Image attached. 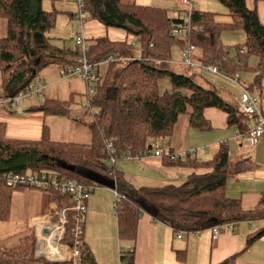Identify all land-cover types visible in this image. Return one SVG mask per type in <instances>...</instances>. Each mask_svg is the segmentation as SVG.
<instances>
[{
    "label": "trees",
    "instance_id": "16d2710c",
    "mask_svg": "<svg viewBox=\"0 0 264 264\" xmlns=\"http://www.w3.org/2000/svg\"><path fill=\"white\" fill-rule=\"evenodd\" d=\"M227 9L230 20L217 22L215 13L192 8L189 12L191 29L180 38L171 34V28L180 18L170 17L167 9L155 5H139L134 1L82 0L85 17L106 27L124 31L139 43L114 41L106 36L89 43L86 57L90 61L107 63L106 71L90 96L96 110L91 124L88 144L52 141L44 126L37 141L7 139L4 124L0 122V222L9 219L12 193L22 186H9L4 176L9 173L26 174L47 172L63 175L83 183L100 187L84 176L86 171L100 173L115 181L118 238L133 241L137 222L146 213L154 221L172 228L174 232H196L223 223H235L254 218L258 209L244 210L240 200L225 195L230 176L229 153L221 145L211 159L205 161L172 160L163 155L166 164L188 165L203 169L190 173L180 185L135 188L115 167L109 164L110 156L116 160L124 154L145 156L153 149L152 141L172 133L179 114L189 115L191 126L205 129L203 109L215 107L227 114L228 124L245 134L248 115L237 106L225 102L212 88H205L192 77L173 71L170 66L172 46L182 51L191 44L199 52L201 66L215 65L228 76L247 68L250 54L257 58L256 82L264 76V25L255 8H248L246 0H217ZM258 1V0H253ZM6 20V35L0 38L1 98L25 93L39 71L58 64L63 70L74 66L79 49L58 47L47 35L54 26L55 14L42 8V0H0V19ZM242 30L245 41L235 44V55L230 56L229 46L219 43L222 31ZM137 48L138 52L134 53ZM244 49L243 52L241 50ZM182 53V52H181ZM167 79L169 89L160 91L159 81ZM66 101L45 100L35 110L45 114L65 115ZM111 142L114 152L106 144ZM115 160V161H116ZM59 161L74 165L75 170L62 168ZM57 200L58 208L73 205L69 195L60 196L49 190ZM264 207V192L260 197ZM65 235L62 242L71 241L74 210H67ZM56 219V218H54ZM86 220V219H85ZM264 233V229L251 239ZM34 234H24L16 247L0 246V264H72L71 261H49L35 255ZM81 264H97L83 242L79 248ZM232 254L217 264H235ZM182 251L177 252L181 262ZM120 264H134L133 253L119 256Z\"/></svg>",
    "mask_w": 264,
    "mask_h": 264
},
{
    "label": "crops",
    "instance_id": "0c3cea01",
    "mask_svg": "<svg viewBox=\"0 0 264 264\" xmlns=\"http://www.w3.org/2000/svg\"><path fill=\"white\" fill-rule=\"evenodd\" d=\"M133 1L139 5L149 4H142V1L137 0ZM76 5L78 8V4ZM246 5L250 9H256L259 20L264 25V0H246ZM157 6L162 7L161 5ZM223 7L224 12L221 14L226 17L225 19L218 20L216 18L217 14L214 11H203L215 13L214 19L217 22H227L230 20V17L225 6ZM75 15L77 17V13ZM183 15L184 13H181V15H176L173 18H180ZM80 30L83 32L85 41L88 40L89 43L103 36L114 41L126 40L129 43H132L134 40L133 37L127 36L120 29L106 27L97 20L85 16L80 24ZM5 35L6 20L5 33L0 38ZM244 41L245 33L244 40L235 44H241ZM54 45L70 49L75 48V43L73 46H63L57 43ZM229 55L234 56L235 52ZM246 63L248 66L243 72L252 74L250 83L245 82L246 84H241V78L238 73L234 76H228L221 70L218 73H214L208 69L212 73V75L210 74L211 76L205 75L207 77H203L202 75L199 76L200 73H193L194 77H190L195 81V77L199 76L204 84L201 86L212 88L225 102L233 106L238 105V96L243 90H248L252 94L255 89L259 96L254 98L264 114V93L262 92V79L264 76L260 82H256L255 77L258 69L257 58L254 54H250L247 57ZM106 65L107 63L100 65V72L102 74L106 71ZM200 65L197 68L201 74H205L202 69L203 66ZM233 77L236 78L235 81ZM74 79H78L80 83L84 84L76 75L64 76L63 69L58 64H50L42 68L33 82L34 84H43L41 93H38L39 95L41 94V102L36 98H32L18 105L16 104L14 109H11L5 103L0 105V122L5 126L4 137L7 139L37 141L41 138L42 130L45 126L50 140L58 141L50 137L51 126L49 120L47 123L45 120L48 116L59 117V115L45 114L40 110H35V108L48 99L70 101L73 95L71 83H76ZM230 81L239 83V87L230 84ZM61 83L68 85L66 92H68L69 96L67 99L59 97L61 88H57V86ZM84 86V95L86 97V85L84 84ZM84 109L89 110L92 122L94 111L87 108L85 102ZM80 115H78L79 119ZM203 118L208 126L205 129H200L190 125L188 114H179L172 133L165 138L152 141L153 149L150 154L132 159L119 158L115 161L114 167L135 188L163 187L166 185L177 186L182 184L190 173L203 172L204 170L192 168L190 164H166L162 159L163 155L172 152L187 153L190 162L194 160L205 161L211 159L221 145H226L229 153L230 176L225 185V195L229 198L239 199L244 210L258 209L259 213L257 216L248 220L231 223V227L221 231L216 238H213L211 227L196 232H174L168 225L154 221L150 215L143 213L137 222L135 239L133 241L120 240L118 238L117 218L112 211L115 191L114 189L100 186L94 188L87 201L83 233V242L97 264H120L119 244L134 248V264L177 263L179 262L177 258L178 251L183 252L181 262L184 264H217L228 256L237 253L235 264H264V233L256 239H251L255 234L264 229V207L260 205V197L264 192V135L256 144L252 143L245 134L240 133L228 124L225 112L215 107L204 108ZM248 118L249 122L253 121L252 117L248 116ZM73 121L76 122L75 120ZM89 132L90 137L91 127ZM69 143L77 142L70 141ZM82 144L88 143L83 142ZM155 149L159 150L162 155H153L152 151ZM27 189L26 191L25 189H18L17 191H20L23 195L26 192L25 195L35 197L36 199L39 198L41 201L38 208L39 211H34L36 213L28 215L26 219L27 227H31V220L40 218L41 216L48 217L50 221L55 220L54 218L57 217L56 211L58 209L56 197L49 190ZM12 198L13 193L11 201ZM9 220L10 214L9 219L4 222L10 223L8 222ZM37 221L41 222L43 227L47 224L46 221L44 222L40 219ZM2 230L6 233L11 231L9 226L8 228L4 227Z\"/></svg>",
    "mask_w": 264,
    "mask_h": 264
},
{
    "label": "built area",
    "instance_id": "2783aa9c",
    "mask_svg": "<svg viewBox=\"0 0 264 264\" xmlns=\"http://www.w3.org/2000/svg\"><path fill=\"white\" fill-rule=\"evenodd\" d=\"M182 3L188 4L189 8L185 15L180 17V20L174 23L171 28V34L177 38L183 37L190 29V21H189V12L192 8H194L193 0H181ZM78 4V12L77 18L81 24L82 19L84 18V14L81 11L83 2L82 0H77ZM75 46L79 49L80 55L76 58V64L74 66L66 68L63 70L64 76L76 75L78 76L83 83L86 85V101L85 106L89 109H92V105L90 103V96L96 92V85L98 81H100L102 73L100 72V65L104 63H108L113 59L111 56H107L103 61H90L86 55L89 50V44L86 43L82 30H80L75 37ZM135 45H138V41L136 39L133 40ZM195 50V47L191 44H188L186 49H184L181 53L182 62L184 64H188L190 66L193 65L191 62L192 52ZM244 49L241 50L243 52ZM207 69L211 72L218 73L219 69L215 65H207ZM235 81L236 78L233 77ZM43 89V84L35 85L34 83L30 84L25 93H30L32 91L41 93ZM25 93H18L14 96H10L8 98L0 97V105L5 103L9 107H14L20 96ZM238 107L245 114L252 117L253 121L245 122V126L247 127V131L245 135L250 139V141L256 144L260 138L264 135V114L258 106L256 99L253 97L251 92L248 90H243L242 93L238 96ZM96 109H94L95 112ZM110 153L114 152V148L110 141L106 144ZM153 155L161 156L162 153L155 149L152 151ZM192 155V154H191ZM187 153H175L172 152L169 154V158L172 160H186L188 158ZM121 158L132 159L138 158L137 156H131L130 154H124ZM116 160L115 156H110L108 159L109 164H113ZM4 180L9 186H22L27 188H32L36 190H51L56 192L58 195H69L73 202L71 207L57 209L56 211V219L50 224V222L46 221L48 226L42 225L40 227V231L45 235L44 237H37V253L38 254H46V253H54V258H50L51 260H63V261H71L72 264H81L79 248L83 243V233H84V223L86 219V210H87V201L91 192L94 190V186H85L83 183L78 182L73 179H69L63 175H57L47 172H31V173H13L9 172L4 176ZM120 196L115 194V198L113 201V213H116V201ZM74 210L75 214L73 217V223L71 228V241L69 242H61L65 235V224L67 222V210ZM37 218L35 221H37ZM45 222V221H44ZM35 223V222H33ZM46 224V225H47ZM231 223H223L219 225H214L211 227L212 237L216 238L217 235L223 231L231 227ZM48 228L51 230H48ZM46 231V232H44ZM55 231V233H53ZM179 236V235H178ZM41 240L43 243H41ZM39 243V244H38ZM134 252V248L132 246H127L124 244H119L118 253L120 255L132 254Z\"/></svg>",
    "mask_w": 264,
    "mask_h": 264
},
{
    "label": "rangeland",
    "instance_id": "374dc122",
    "mask_svg": "<svg viewBox=\"0 0 264 264\" xmlns=\"http://www.w3.org/2000/svg\"><path fill=\"white\" fill-rule=\"evenodd\" d=\"M122 1H133V0H122ZM142 1V4H148V5H161L162 7L167 8V13L170 17H175L176 15H181V13L186 14L187 10L189 8L188 4H183L181 0H137ZM194 8L197 7L200 10H209L214 11L217 14V19H225L226 17L222 15L221 13L224 12L223 5L214 0H193ZM77 0H42V8L46 11H53L55 14V23L52 28L48 31L47 35L52 39L51 41L54 44L59 45H70L73 46L75 42V37L77 32L79 31L80 22L79 19H77L75 13H77ZM185 8V10H183ZM73 14V17H72ZM182 17V16H180ZM228 19V18H227ZM5 33V20L0 19V36H3ZM244 40V32L242 30H229V31H222L219 35V43L223 45H227L230 48V53H234V45L235 43H240ZM86 43L88 44L89 41L86 40ZM138 49H134V53L138 52ZM181 48L179 45L172 46L170 50L171 54V60L169 63L170 68L179 74H187L189 76H193V73H200L199 76L207 77L211 76L212 73L207 69L206 66L203 65V72L205 74H201L197 66L200 64L199 62V52L196 50L193 52L191 56V62L193 63L192 66L188 64H184L181 61ZM252 64V63H251ZM201 66V65H200ZM211 74V75H210ZM207 75V76H205ZM238 75H240V83L246 84L245 82L250 83L252 80V74L248 72H239ZM197 76L195 77V81L200 84L204 85L202 79ZM216 76V75H215ZM76 83H71V87L73 90V95L68 101V114H63L57 116H48L46 118V123L49 120L50 126H51V132L50 137L54 140L58 141H71V142H84L89 143L90 137H89V130L91 125V115L89 110L84 109V102H85V86L84 84L80 83L79 80L77 81L74 79ZM1 82H2V76L0 73V92H1ZM230 84H233L236 87H239V83H236L233 81H230ZM38 85V84H35ZM68 85L65 83H61L57 86V88L60 89V95L59 97H63V99H67L69 94L67 91ZM262 92L264 93V78L262 79ZM159 88L160 91H163L164 89H169L168 80L162 79L159 81ZM63 92V94H62ZM253 97H258V92L254 89V93H252ZM37 92H30L25 93L22 96H20L18 103H22L23 101L36 98L40 102L42 100V97H40ZM11 109H14V107H11ZM94 107L91 109L94 111ZM80 115V119L78 115ZM78 119V120H77ZM51 120V122H50ZM75 120L76 122H74ZM89 141V142H88ZM95 188H98L97 186ZM28 190L25 188V191ZM20 191L15 190L13 192V198L11 201V211H10V220L7 222H0V246L4 247H16L19 245L21 238L24 234L33 233L34 237L36 239L35 242V255L45 258L49 261H55L54 259L51 260L48 256L49 253L38 254L37 251V237H44L43 233L40 231V227H42L41 222L35 221L37 218L31 220V227H27L26 219L30 213H36L34 211H39L38 208L40 206V199L35 198L32 196H27ZM113 211V207H112ZM39 218V217H38ZM41 221H48L50 224L54 221H50L48 217L41 216L39 218ZM35 222V223H33ZM10 224V225H9ZM11 230L10 232H3L2 229L4 227ZM48 226V224L46 225ZM48 230H50L48 228ZM51 231V230H50ZM55 233V231L53 232ZM63 240V239H62ZM62 242V241H61ZM41 243L42 240H41ZM39 244V243H38ZM56 261H63V260H56Z\"/></svg>",
    "mask_w": 264,
    "mask_h": 264
},
{
    "label": "water",
    "instance_id": "95a60500",
    "mask_svg": "<svg viewBox=\"0 0 264 264\" xmlns=\"http://www.w3.org/2000/svg\"><path fill=\"white\" fill-rule=\"evenodd\" d=\"M59 164L62 168L69 170V171H74L75 167L74 165H69L65 162L59 161ZM84 176L88 178L89 180L93 181L94 183L98 185H102L105 187H108L110 189H115V181L112 178H108L100 173L94 172V171H86L84 172ZM46 232V231H44ZM56 261V260H55Z\"/></svg>",
    "mask_w": 264,
    "mask_h": 264
},
{
    "label": "bare ground",
    "instance_id": "6f19581e",
    "mask_svg": "<svg viewBox=\"0 0 264 264\" xmlns=\"http://www.w3.org/2000/svg\"><path fill=\"white\" fill-rule=\"evenodd\" d=\"M48 256L51 257V258H54L53 257L54 256V253L53 254L52 253H49Z\"/></svg>",
    "mask_w": 264,
    "mask_h": 264
}]
</instances>
